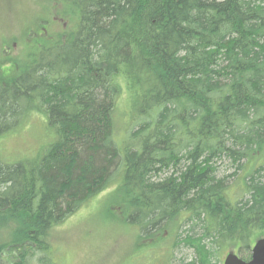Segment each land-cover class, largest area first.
<instances>
[{
    "label": "trees",
    "instance_id": "trees-1",
    "mask_svg": "<svg viewBox=\"0 0 264 264\" xmlns=\"http://www.w3.org/2000/svg\"><path fill=\"white\" fill-rule=\"evenodd\" d=\"M55 3L59 32L0 61V138L33 116L50 135L0 159V264H55L52 229L109 188L137 246L183 264L264 236V0ZM251 153L234 201L223 169Z\"/></svg>",
    "mask_w": 264,
    "mask_h": 264
},
{
    "label": "rangeland",
    "instance_id": "rangeland-1",
    "mask_svg": "<svg viewBox=\"0 0 264 264\" xmlns=\"http://www.w3.org/2000/svg\"><path fill=\"white\" fill-rule=\"evenodd\" d=\"M55 6L57 4H53V0H0V61L5 59L1 64L3 67H10L6 64L7 61L16 62L24 56L30 44L27 39L24 40L23 33L30 30V27L39 24L37 29L43 38H50L56 30L59 32L57 23L47 24L46 31V28L43 30L42 21L38 20V17L43 18L48 14L52 16ZM4 46L8 49L5 56L1 52ZM43 123L40 117L33 116L20 127L4 134L0 138V159L12 163L32 157L41 141H48L50 138L42 127ZM254 157L251 153L248 160H243L244 170L236 171L227 166L223 169L224 174L231 175L227 180L233 200L246 197L244 189L239 185L242 182L239 175L243 176L246 169L251 170ZM260 160L262 159L257 158L256 162H261ZM111 190L109 188L95 196L52 229L50 238L55 264H155L165 256L171 264H183L191 258V253L181 247L166 255L169 252L166 244L157 248L137 246L140 244L138 229L120 216V208L114 204L116 201L113 200V195L109 194ZM259 237L262 234L257 236ZM254 241L252 239L247 249L235 248V244L231 243L222 246L214 263L222 264L225 255L231 250L243 259L248 258Z\"/></svg>",
    "mask_w": 264,
    "mask_h": 264
},
{
    "label": "water",
    "instance_id": "water-1",
    "mask_svg": "<svg viewBox=\"0 0 264 264\" xmlns=\"http://www.w3.org/2000/svg\"><path fill=\"white\" fill-rule=\"evenodd\" d=\"M223 264H264V238L258 239L251 248V257L248 261L240 259L236 254L226 255Z\"/></svg>",
    "mask_w": 264,
    "mask_h": 264
},
{
    "label": "bare ground",
    "instance_id": "bare-ground-1",
    "mask_svg": "<svg viewBox=\"0 0 264 264\" xmlns=\"http://www.w3.org/2000/svg\"><path fill=\"white\" fill-rule=\"evenodd\" d=\"M240 171V170H239ZM246 171H249L250 172V169L248 170V169H246ZM245 172V171H244ZM245 174V173H244Z\"/></svg>",
    "mask_w": 264,
    "mask_h": 264
}]
</instances>
